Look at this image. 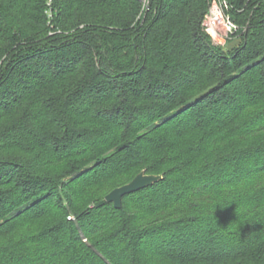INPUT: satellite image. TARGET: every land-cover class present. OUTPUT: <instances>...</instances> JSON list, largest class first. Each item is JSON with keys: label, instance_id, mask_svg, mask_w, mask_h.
<instances>
[{"label": "trees", "instance_id": "1", "mask_svg": "<svg viewBox=\"0 0 264 264\" xmlns=\"http://www.w3.org/2000/svg\"><path fill=\"white\" fill-rule=\"evenodd\" d=\"M211 1L0 0V264H264V0Z\"/></svg>", "mask_w": 264, "mask_h": 264}, {"label": "built area", "instance_id": "2", "mask_svg": "<svg viewBox=\"0 0 264 264\" xmlns=\"http://www.w3.org/2000/svg\"><path fill=\"white\" fill-rule=\"evenodd\" d=\"M230 10L227 0H217V3L213 1L202 21L203 30L210 34L222 27L221 29L229 35L238 33L239 25L231 19Z\"/></svg>", "mask_w": 264, "mask_h": 264}, {"label": "water", "instance_id": "3", "mask_svg": "<svg viewBox=\"0 0 264 264\" xmlns=\"http://www.w3.org/2000/svg\"><path fill=\"white\" fill-rule=\"evenodd\" d=\"M142 1V0H140ZM162 175H148L142 170L138 173L129 183L117 187L110 191L105 196V201L111 203L115 209H120L122 206V198L126 195L135 193L139 190L152 186L153 184L161 181Z\"/></svg>", "mask_w": 264, "mask_h": 264}, {"label": "rangeland", "instance_id": "4", "mask_svg": "<svg viewBox=\"0 0 264 264\" xmlns=\"http://www.w3.org/2000/svg\"><path fill=\"white\" fill-rule=\"evenodd\" d=\"M49 1V0H48ZM215 1L217 3V0H212L210 5L212 4V2ZM142 7H141V12L138 14L137 18H136V22H141L144 16V12H145V6H146V0H142ZM228 5H229V9H233V6H231L229 4V2L227 1ZM48 15H50V11L47 10ZM222 27H220L219 29H216L215 33H211L208 34L203 30V32L209 37L210 42L213 46H215L216 48H221L224 51H231L233 49H235L241 42L242 37L240 36L239 32L243 30L242 27L239 26V32L236 33L235 35H229L227 33H225L223 31V29H221Z\"/></svg>", "mask_w": 264, "mask_h": 264}]
</instances>
